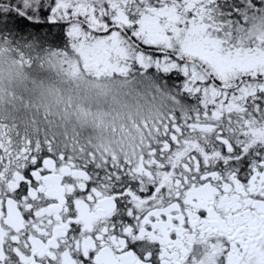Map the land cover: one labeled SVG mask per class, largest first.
Segmentation results:
<instances>
[{
  "label": "snow or ice",
  "instance_id": "snow-or-ice-1",
  "mask_svg": "<svg viewBox=\"0 0 264 264\" xmlns=\"http://www.w3.org/2000/svg\"><path fill=\"white\" fill-rule=\"evenodd\" d=\"M242 26L264 0H0V43L87 50L168 101L118 148L0 132V264H264V54Z\"/></svg>",
  "mask_w": 264,
  "mask_h": 264
},
{
  "label": "trees",
  "instance_id": "trees-1",
  "mask_svg": "<svg viewBox=\"0 0 264 264\" xmlns=\"http://www.w3.org/2000/svg\"><path fill=\"white\" fill-rule=\"evenodd\" d=\"M7 47H8L7 50H1L0 49V55H2V57H0V60H3L4 58L6 59V61L1 62V64L2 63L7 64L8 67H10V68H12L13 65H15V67H13V69H16L15 72L18 74L19 73L22 74V77L20 79H22V80L26 79L24 84L22 85V88L21 87L19 88V93L15 94L19 97L27 98L29 95L27 88L31 89V87H33V88L35 87L34 82L31 80V78H38V82L42 83V85L39 86L38 90H40V89L42 90V88L44 90L48 86L47 89L50 91V88L53 85L51 84L52 79L48 80V78H49L48 74H47L48 71L46 70L47 65L50 66L49 69H51L52 65H55V66L62 65V64L68 65V66L71 65V64L66 63L67 62L66 59H67V57H69V55H67V54H63V53H59V52L54 51V52H51L49 54H44V55L40 56L39 58H37V57L33 56L29 50L22 49L20 46L15 45L11 42H8V44L6 45L5 48H7ZM20 49H22V50H20ZM19 52L24 53L25 56H30L35 61V64L30 65L25 60L22 62L14 60L20 54ZM11 58H12L13 62H12V60H10ZM49 61H53V63L50 65V64H48ZM60 62H63V63L61 64ZM38 66H40L42 68L41 70L39 69L40 71L37 69ZM33 68H34L35 73H32V72H34ZM13 69L10 70L8 73L13 72ZM82 72H83V70H82ZM58 75H59V72L57 70V72L54 73V77H55L54 82H53L54 87L58 90H62L60 92H64V95H66V96H68V94L71 93L74 96H79V98L82 96L94 98L92 103L95 100V102H97V106H94L91 109L93 111H97V110H100L101 108H106V107H108V109H109V106H113L114 105L113 103L115 101L114 100V94H116V93L117 94L119 93L118 94L119 97H121V99H123L124 101L126 99V102H127V98L131 99L130 102L134 105H135V103L141 105L142 101L144 100V98H146V96H151L150 93H146V91H148V89H150L146 84H144V89H141V90H143L142 92L137 91V93H132V91L134 90V88H132V87H134V85L136 86V82L125 81L123 86H122L121 84H116V82H114L113 79H111V78L103 79L105 86H107V88L109 90H111V93L113 92L114 89H115V92L112 93L111 99L107 98V96H104V98H105L104 99V101H105L104 105L105 106H102V105H100V103H101L100 100L102 98L99 100V95L103 91V87L100 86L99 84H102V82L101 83L98 82L99 84H97L95 82L89 83V81L87 82L86 76H84L83 73H81V72L79 74H76V75L68 74V76L66 77V79L75 81V83L68 81V80L65 81L62 76L59 75L60 77H58ZM10 77H12V76H9V78ZM95 78L97 79V77H95ZM2 80H3V77H2ZM66 86H71V87L66 89ZM74 88H76V89L74 90ZM79 88H80V91H78ZM0 90H1L0 91V93H1L2 89L0 88ZM58 90H54V93ZM75 99H78V98H75ZM109 100H112V101H109ZM136 100H137V102H136ZM60 104H62V102H60ZM85 105L87 106V104H85ZM115 105H117V104H115ZM26 106L27 105H25V107ZM42 106H45V104L39 103V100H36V101L34 100V102H33L34 108L32 109L33 112L35 109L39 110V108ZM78 106H80V105H77V107ZM74 108H73V111L70 110L69 114H72V115H70L69 118H68V116L63 115V113H64L63 107L60 106V108H58L56 111L54 109H52L53 111H55L53 116H49V119H46L45 117H40L39 120L37 121V123L36 124L34 123L35 124L34 126H36L37 128L33 127V125L31 124V126L33 127V129L35 131H33L32 127H28L25 123L23 126V133H27L28 135H36V134L45 135V134H47L49 136H55L59 140H60V138H65V137H79L81 139L82 134L80 132H82V131H79L77 129L81 128L83 130V128L85 126H81L82 125V121H81L82 117L75 119L77 115L74 114L75 113ZM87 108L88 107H83L82 109L84 110ZM116 111L117 110L115 108H114V110H112V108H111V110L110 109L109 110L104 109L105 113L107 112V113H109V114L111 113V114H110V120L108 118L106 119V115H105L106 120L104 121V125L101 124V127L103 130L110 132V135H113V134L115 135L117 132L116 131L117 128L115 127L116 125L112 126V124H113L112 119H114ZM129 111H132V110L130 109ZM91 112L89 111L86 115H84L85 118H83L84 121H88V122H86V127H85L86 130L84 131V135H86V136L92 135V132H89V128H87V127L90 126L91 122L94 119H97L96 116L100 115L99 113H96V112H94L95 114H91ZM132 115L135 116V114H132ZM99 119H101V117ZM128 119L129 118H127L126 120H128ZM95 130H93V131H95ZM19 135H23V134L20 133ZM60 141L72 142L70 140H60ZM73 141H76V140H73ZM107 146H109V145H107Z\"/></svg>",
  "mask_w": 264,
  "mask_h": 264
},
{
  "label": "rangeland",
  "instance_id": "rangeland-1",
  "mask_svg": "<svg viewBox=\"0 0 264 264\" xmlns=\"http://www.w3.org/2000/svg\"><path fill=\"white\" fill-rule=\"evenodd\" d=\"M5 47H6V43H0V49L1 50L2 49L4 50ZM22 49H20V50H22ZM19 53L24 55V53H22V52H19ZM69 56H70L68 58L69 60L76 58L75 61L77 62V67L79 66L81 68L80 72L82 71V68H84L85 71L89 72L92 75H96L97 73L99 75H104L106 77L113 75V73L109 70H105V69L97 70L93 65L86 64L87 50H85V52L83 53V58H78L74 55H69ZM0 57H2V55H0ZM10 60H12V58ZM14 60H16V59H14ZM4 61H6L5 58L3 60H0V88L2 89V92L0 93V118L2 116L8 117L12 113V111H10V110L19 111V112L25 111L26 108H24L22 106L24 103L29 104L28 101L30 103H33L34 100L41 99V97L36 92L39 89V86L42 85L41 82H38V78H31V80L34 82V85H35V87L31 91L32 94L30 96H28L27 98H23V97H19V96L15 95V94L19 93V86L22 88V85L24 84L26 79H24V80L20 79L22 77V74H20V73L17 75H14V73H16L15 72L16 69H13V67H15V65H13V67L10 68V67H8L7 64H3V63L1 64V62H4ZM12 62H13V60H12ZM72 66H73V70H75L76 66L74 64ZM12 69H13V72H10V75L12 77H10V78L6 77L7 73ZM37 69L41 70L42 68L40 66H38ZM46 70L48 72L51 71V69H46ZM77 70H79V69H77ZM33 71H34V68H33ZM32 73H35V71ZM13 75H14V78H13ZM2 77H3V80H2ZM88 81H89V83L95 82L92 79H87V82ZM113 81L116 82V84H121L123 86V84L126 80H117V81L113 80ZM95 83H97V82H95ZM51 84H53V83H51ZM97 84H99V83H97ZM99 85L103 87V92H101V94L105 93V94H102V96L106 95L107 98L111 99L112 93L115 92V89L111 93V90H109L107 88V86H105V83H102ZM132 88H134L132 93H137V91L142 92L143 90H141V89H144V84H141V83L137 84V82H136V86L134 85V87H132ZM75 89L76 88H74V90ZM50 91H51L50 95L52 96V99H53V97L55 98L54 90L51 89ZM78 91H80V88L78 89ZM146 93H150L151 96H146V98H144V99H146V102L143 101V103H144L143 106L138 105V104H135V105L132 104L130 102L129 98H127V102H126V99L124 101L123 99H121V97H119V95H118L119 93L114 94V100H115L113 103L114 105L109 106L110 110H111V108H112V110H114V108L117 110L115 113V119H112L113 120L112 126L116 125L120 121H123V120L125 121L127 119L126 117L128 115H131L135 110H140L139 112H135V114H138V120H141L142 118L145 119V118H148L150 116H155L158 112H160L161 107H160V105H157V104L161 103V99H162L161 96L160 95H152L153 92L150 89H148V91H146ZM75 98H78V99H75ZM93 99L94 98H92V97L90 98V97H83V96L79 98V96H74L71 93H69L68 96L60 94L55 101L52 100V103H53L52 108L56 111L58 108H60V106H62L63 111H64L63 115L68 116V118H69V116L72 115V114H69L70 110L73 111V108L75 107L74 108L75 109L74 114H76L79 117H82V120H81L82 125L81 126L86 127V122H88V121H84L83 118H85L84 115L87 113V111H90L91 106L94 105V104H92ZM155 100L157 101V104H154ZM109 101H112V100H109ZM60 102H62V104H60ZM165 102L166 101L163 99L162 103H165ZM167 103H168V101H167ZM85 104H87V106ZM115 104H117V105H115ZM77 105H80V106L77 107ZM83 107H88V109L86 110L85 113L82 112ZM29 109H30V107H29ZM103 109L109 110L108 107L101 108L100 110H103ZM129 109H131L132 111H129ZM94 112H96V111H92L91 114H95ZM106 113L104 111H101V113H100L101 119H99L100 115L96 116L97 119H94L91 122L90 126L87 127V128H89V132H92V135H87V136L84 135V131L86 130V128L84 127L83 130L81 128H79L77 130L82 131V132H80L82 134L81 135L82 137H81V139L78 137V139H74V140H76L80 143L87 142L90 145H92L93 147H97V148H101V147L107 146V145H114L115 142L110 137L111 136L110 132L103 130L101 127V124L104 125V121L107 118L110 120V114L111 113L110 114L107 113V117L105 119ZM20 115H25V114H20ZM11 116L13 117V116H17V115L13 114ZM6 127L8 128L7 134L11 135L10 134L11 128L7 125H4L3 122L0 123V132H2V130L5 129ZM93 130H95V131H93ZM262 134L264 135V132H262ZM128 135H129V133H128ZM106 137H107V139L103 140V138H106ZM62 140H64V139H62Z\"/></svg>",
  "mask_w": 264,
  "mask_h": 264
},
{
  "label": "flooded vegetation",
  "instance_id": "flooded-vegetation-1",
  "mask_svg": "<svg viewBox=\"0 0 264 264\" xmlns=\"http://www.w3.org/2000/svg\"><path fill=\"white\" fill-rule=\"evenodd\" d=\"M239 43L242 47H246L250 43L255 44L256 49L261 51L262 54H264V48L261 47L262 45H264V29H248L247 26H242L240 30ZM166 106L167 105L162 106L160 112L165 110ZM140 121L141 120H138V117H131L129 120L122 121V123L119 125L118 123L116 124V136H110L115 142V148H118L129 141L130 138L129 135H127L129 132L132 131L135 132V135L137 134L134 125L138 124ZM125 129H127V131ZM251 131L253 136L257 139H264V135L262 134V132H264V129L253 128L251 129ZM2 132L6 134L5 138H7L8 128L3 129ZM17 133L18 130L16 129L15 131H10V134L13 139L15 138V135ZM62 139L73 141L74 139H78V137L60 138V140ZM106 139L107 137L103 138V140Z\"/></svg>",
  "mask_w": 264,
  "mask_h": 264
},
{
  "label": "clouds",
  "instance_id": "clouds-1",
  "mask_svg": "<svg viewBox=\"0 0 264 264\" xmlns=\"http://www.w3.org/2000/svg\"><path fill=\"white\" fill-rule=\"evenodd\" d=\"M143 120V118L141 119V121ZM135 136V133L134 132H129V138H133Z\"/></svg>",
  "mask_w": 264,
  "mask_h": 264
}]
</instances>
